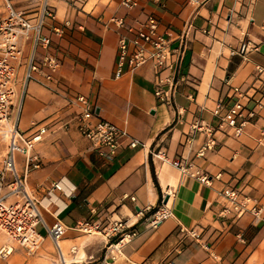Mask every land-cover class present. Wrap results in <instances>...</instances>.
<instances>
[{
	"label": "crops",
	"instance_id": "crops-1",
	"mask_svg": "<svg viewBox=\"0 0 264 264\" xmlns=\"http://www.w3.org/2000/svg\"><path fill=\"white\" fill-rule=\"evenodd\" d=\"M121 1L47 0L54 17L42 32L50 37L49 50L60 67L49 87L29 81L23 96L20 127L27 133L47 129L34 150L41 166L28 173L27 188L39 198L46 224L58 219L65 227L58 241L61 260L87 261L93 254L86 252V243L100 241L106 247L100 264H264V0H137L129 8ZM7 2L0 0V17ZM42 2L10 0L15 9L27 12ZM148 15L157 18L158 30L169 35L172 48L185 42L169 102L154 94L157 76L150 62L114 77L118 38L131 35L115 20L135 25ZM54 26L63 32L56 34ZM235 86L256 112L238 136L231 128L217 129L236 100ZM78 94L94 109L93 122L104 119L128 133L112 159L98 156L78 131ZM198 123L215 128L216 146L204 156L196 155L206 138L193 127ZM129 138L139 144L129 146ZM175 158L212 176L210 184L183 176L170 163ZM24 164V156L18 155L19 171ZM57 182L60 189H50ZM227 187L254 198L261 207L258 216L222 215V190ZM161 204L171 215L153 227L152 210L144 208ZM82 218L102 225L126 220L123 233L135 234L115 251L102 234L78 231L75 223ZM39 225L45 243L53 242ZM79 254L82 260L75 258ZM10 263L0 259V264Z\"/></svg>",
	"mask_w": 264,
	"mask_h": 264
},
{
	"label": "built area",
	"instance_id": "built-area-1",
	"mask_svg": "<svg viewBox=\"0 0 264 264\" xmlns=\"http://www.w3.org/2000/svg\"><path fill=\"white\" fill-rule=\"evenodd\" d=\"M136 3L137 0L121 1L127 8ZM6 6V13L0 17V140L4 144L0 159V236L5 238L0 242V258L11 254L14 245L23 248L27 253L34 252L43 240L36 228L39 223L46 227L48 235L58 249L59 257H63L58 241L65 232L64 225L57 219L48 226L41 212L39 198L27 188L28 173L41 166L40 157L34 150L47 129L42 126L27 133L19 125V114L27 83L35 81L49 87L60 67L59 58L49 50L50 37L42 32L47 19H52L54 13L49 8L47 0H43L40 8L32 12L15 9L10 0ZM115 22L131 35L122 34L118 38L114 77H120L125 68L135 69L150 62L157 76L154 94L162 101L169 102L176 87V76L185 42L172 48L169 35L158 30V20L154 15H148L143 22L135 25L125 24L123 18H117ZM53 31L60 35L63 29L54 26ZM39 48L43 50L41 53L38 51ZM162 70H169L171 75L161 76ZM163 84H167L168 87L163 88ZM232 91L236 100L220 117L217 129L228 127L238 136L243 132L244 126L252 121L256 112L253 107L244 103L245 94L239 87H233ZM74 101L81 105V111L76 118L78 131L89 141L98 156L112 159L121 145V138L129 137L128 133L115 123L104 119L93 122L94 109L83 94L76 95ZM220 107L221 103L218 102L215 114ZM193 127L206 133L205 140L196 152V155L204 156L216 146L215 128L202 123L194 124ZM128 144L135 147L139 140L129 138ZM18 155L24 156L23 171H19L16 165ZM157 155L165 158L164 154ZM170 163L179 169L183 176L194 177L207 185L211 182L212 176L199 171L192 162H183L175 158L170 160ZM220 175L217 173L214 177L219 178ZM50 189H60L59 183H53ZM222 196L226 202L221 210L222 215L240 217L249 212L258 216L261 211L254 198L241 194L236 188H224ZM130 198L135 200V196ZM144 210H152L150 224L153 227L171 215V210L163 204L155 208L146 205ZM142 211L143 209L138 210L141 214ZM126 227V220L122 219L113 220L105 225L89 218H82L75 223V228L83 234H102L114 248H118L117 245L135 234L134 230L123 233ZM190 235L197 237L194 230L190 231ZM76 249V246H73L72 253H75ZM82 258L83 256H80L77 260Z\"/></svg>",
	"mask_w": 264,
	"mask_h": 264
},
{
	"label": "rangeland",
	"instance_id": "rangeland-1",
	"mask_svg": "<svg viewBox=\"0 0 264 264\" xmlns=\"http://www.w3.org/2000/svg\"><path fill=\"white\" fill-rule=\"evenodd\" d=\"M3 150H4V144L0 140V159L3 153ZM37 231L38 232L41 231L40 225L37 227ZM92 235L98 236L99 234H92ZM1 241H2V238L0 239V242ZM98 242H99V246L98 248H96V244H98ZM86 244H87V246L85 247V249L87 248L86 252L92 253L93 257L91 259H87V261H83L82 263H70V264H100L99 261L102 259L105 249H106L105 246L102 247L104 243H101L100 245V241H95V242H89ZM105 244L108 245L109 242ZM115 251H118V248L115 249ZM65 253L67 257H69L71 260L74 259L73 255L69 256L66 250H65ZM81 253L82 252H80V254ZM80 254L77 255L75 258L78 259L80 257ZM101 254L102 256H100ZM0 259L4 261H10L11 262L10 264H63L61 258L59 257L58 249L56 248V245L51 241H49L48 243H45L44 239L41 241L40 246L34 252L27 253L23 248L14 245L11 254H9L5 258H0Z\"/></svg>",
	"mask_w": 264,
	"mask_h": 264
},
{
	"label": "bare ground",
	"instance_id": "bare-ground-1",
	"mask_svg": "<svg viewBox=\"0 0 264 264\" xmlns=\"http://www.w3.org/2000/svg\"><path fill=\"white\" fill-rule=\"evenodd\" d=\"M0 238H2V240H4V239H5L3 236H0ZM117 247H118V245H117ZM62 262H63V259H62ZM64 262H65V261H64ZM63 264H66V262H65V263H63Z\"/></svg>",
	"mask_w": 264,
	"mask_h": 264
},
{
	"label": "water",
	"instance_id": "water-1",
	"mask_svg": "<svg viewBox=\"0 0 264 264\" xmlns=\"http://www.w3.org/2000/svg\"><path fill=\"white\" fill-rule=\"evenodd\" d=\"M96 112H97V110H96ZM166 200H167V197L164 198V202H165Z\"/></svg>",
	"mask_w": 264,
	"mask_h": 264
}]
</instances>
